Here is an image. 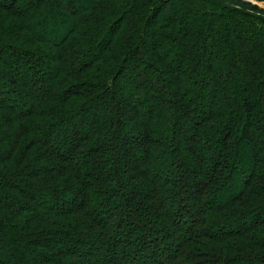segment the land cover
<instances>
[{
  "label": "trees",
  "instance_id": "16d2710c",
  "mask_svg": "<svg viewBox=\"0 0 264 264\" xmlns=\"http://www.w3.org/2000/svg\"><path fill=\"white\" fill-rule=\"evenodd\" d=\"M62 2L0 0V264H264V9Z\"/></svg>",
  "mask_w": 264,
  "mask_h": 264
},
{
  "label": "rangeland",
  "instance_id": "374dc122",
  "mask_svg": "<svg viewBox=\"0 0 264 264\" xmlns=\"http://www.w3.org/2000/svg\"><path fill=\"white\" fill-rule=\"evenodd\" d=\"M243 1H245V2H249V3H251V4H255V5L259 6L260 8L264 9V3H256V2L253 1V0H243ZM61 3H63L62 0H61ZM136 94H137V93H136ZM23 102H26V100L23 99Z\"/></svg>",
  "mask_w": 264,
  "mask_h": 264
}]
</instances>
